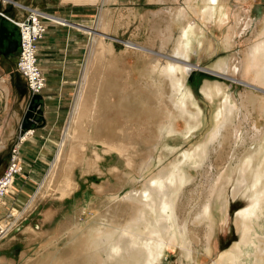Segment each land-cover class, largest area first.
<instances>
[{"label":"rangeland","instance_id":"1","mask_svg":"<svg viewBox=\"0 0 264 264\" xmlns=\"http://www.w3.org/2000/svg\"><path fill=\"white\" fill-rule=\"evenodd\" d=\"M81 1L65 0L63 18L37 7L0 0V4L22 9L21 19L0 13L12 24L13 20H23L31 11V16L35 18L34 14L39 11L41 14L35 16L39 18L44 31L35 42L37 62L32 66L39 70L44 81L43 90L33 94L29 89L26 78L18 71L20 45L15 54V72L26 84L29 94L26 108L32 107L35 120H31L27 127L21 124L22 131L17 142L4 160H0V180L5 177L11 164L16 165L12 182L0 196V226L4 228L11 224L12 228L7 237L5 235L0 240V264H90V244L93 239H99L97 237L102 236L101 231L123 227L138 208L135 199L125 196L130 192L134 194L133 190L139 191L144 181L154 177L163 167L183 161L181 165L177 163L178 167L190 169L193 179L176 192L168 212L175 243L165 246L151 264H255L250 256L253 249L256 252L254 247L244 249L241 255H236L235 250L240 246L243 228L240 214L257 204L256 196L233 194L238 176L237 160L259 152L257 143L247 142L245 149L241 140L251 121L247 124L240 111V115H235L231 123L230 138L221 137V144L214 141L216 151L209 152L213 167L221 171L225 169L228 176L223 192L222 187H218L211 201L214 238L209 251L203 245L204 225L192 223V218L198 212L203 198L206 184L203 169L210 171L211 162H206L202 169L195 166L193 160L187 162L186 159L197 147L209 144L218 125L216 112L224 102L225 95L238 97L240 91L248 94L253 92L264 101V85L252 81L250 76L242 79L245 87L234 85L230 82L232 67L229 73L217 70L219 61L231 66L245 55L250 33L241 35L236 31L240 26V29L243 28L242 22L249 21L253 27L257 24V30L260 28L264 20V0H227L222 6L214 7L211 20H205L200 13L189 16L190 24L195 26V37L192 52L186 60L193 70L186 82L202 112V124L190 134H173L165 142L159 141L156 128L166 109H155L154 105H147L143 109L138 106L139 99L142 101L147 94L141 91L142 83L139 81L146 79L153 83L154 79L158 80L157 70H161V66L173 57L177 27L172 23L168 11L179 3L172 0H165V3L155 0H115L109 4L104 0H95V4L83 5ZM198 1L199 8H202L201 0ZM48 16L59 17L69 26L55 25L48 20ZM55 26L59 32L49 37L48 31L55 29ZM16 30L20 42L21 36L18 28ZM229 35L233 41L231 48L224 44V38ZM93 36L99 39L98 42H104L103 46L106 47L104 51L100 47L98 62H88ZM105 38L110 40L105 41ZM44 39L56 47L51 51V56L59 60L68 59L65 56L70 53L63 49H66L64 47L69 41L76 49L75 75L61 78L63 82L54 81L58 84L54 86L57 92L49 97L45 93V89L50 90L46 84L48 75L40 67L37 57ZM108 43L113 45L109 47L111 49H108ZM126 43L141 48H133V51L125 53ZM26 62H22V65ZM155 64L159 65L157 69H153ZM92 66L95 71L91 69ZM83 75L86 81H82ZM205 81L212 87L220 84L223 88L219 97L211 103L201 93ZM80 87L84 92V107L74 111ZM33 96H39V99L32 104ZM44 97L53 100L47 99L45 103ZM46 111L52 113L49 115L52 121L61 120V124L55 126V130L52 126L50 136L47 135L51 147L45 150L43 157L46 160L40 164L26 165L20 150L25 148L24 144L31 136L25 142L21 140L33 131L29 126L34 124V129L45 126L43 112ZM261 112L258 109L253 120H258L260 127H264ZM178 124L179 130L183 132L184 124L181 121ZM68 125L70 134L61 153V162L56 171L49 174L61 143L62 131ZM222 133L224 135L226 132ZM157 142L160 146H156ZM26 149L38 151L34 145ZM147 163L149 166L141 177L140 168ZM34 165L41 166V173L33 171L31 177L29 169ZM213 172L218 173L217 170ZM36 192V197L29 203ZM253 211L258 216L254 243L264 249V197L260 206L254 207ZM180 221L182 230L179 229ZM259 258L264 260V254ZM102 259L106 260V255L100 249L93 264H100Z\"/></svg>","mask_w":264,"mask_h":264},{"label":"bare ground","instance_id":"2","mask_svg":"<svg viewBox=\"0 0 264 264\" xmlns=\"http://www.w3.org/2000/svg\"><path fill=\"white\" fill-rule=\"evenodd\" d=\"M157 1L160 3H165V0ZM172 1H177L179 3L178 6L170 8L168 11L171 16L172 23L177 27V38L174 41V47L172 51L174 54L173 57L178 59L176 60V58L173 59L172 57L169 59V62L163 64L160 68L161 70H157V73H159L160 77L158 76V80L154 79L153 83L145 81L146 79H141L142 81L139 79V82L142 83V85H140L141 91L144 94L147 92V94H143L144 98H142V101L139 99L140 101L138 102V106L143 109L147 105H154L155 109H166V112L159 123V127L156 128L158 129L157 131L159 141L162 142L167 141V138L173 134L179 135L183 134L184 132L186 134H190L202 124V112L200 107L196 104L193 93L187 86L186 82L187 76L193 70V67L187 64L186 60L189 59V56L192 52L193 41L195 37V26L190 24L189 16L200 13L205 20H211L213 18L214 7L222 6L227 2V0H201L202 8H199L198 0ZM103 2L110 4L113 3V0H104ZM39 14H41L39 11H36L34 14L35 21H37L36 16ZM47 18L55 25L69 26L68 24L64 23L63 20H60L61 18L59 17L48 16ZM251 24L252 23H250V21L247 23L242 22L243 28L240 29V26L236 31L241 35L250 33L245 55L239 59L237 63H232L231 66L225 61H219L217 65V70H220L219 72L226 73H229V69L232 67L230 82L234 85H240L244 87L245 85L242 84V79L246 76H250L252 81L257 82L260 85H264V20L262 23H260V28L258 30L256 29L257 24H255L254 27ZM78 30L81 31V29ZM259 30H261L260 33ZM37 32V28H31V31L26 34L27 40L32 34L36 35ZM236 32L233 34L236 35ZM87 33L89 32L87 31ZM101 39H103V36ZM98 40L99 39L96 37L93 38L94 43L90 45L88 61L95 59L98 61L101 51L100 47L102 48V51H104L106 48L103 46L105 43L98 42ZM104 40L108 41L110 39L105 38ZM224 44L227 46V48H231L233 46V41L230 35L224 38ZM107 46L108 49H111L109 47H112L113 45L108 43ZM124 48L125 50H123V52L129 53L130 51H133V48L139 49L141 47H138L132 43H126ZM108 49L107 52L109 53L110 50ZM27 58V62L23 65V68H26L27 72H32V66L37 62L36 49L32 51L31 56ZM158 67L159 65L155 64L153 69H157ZM82 81H86L85 76L83 77ZM40 83L39 86L38 84L35 86L38 91L44 87V81H40ZM202 86L201 93L209 100L210 103L213 102L218 94L223 91V88L220 84H216L214 87H212L208 82L205 81ZM147 95H149V97L145 99ZM83 98L84 92L82 91V87H80L79 94L75 101L74 111H76L78 108L81 110L84 107V102H82ZM263 102V98L258 97L257 95L253 94V92L248 94L246 92L242 93L240 91L238 93V97L225 95L224 102L216 112L218 125L216 127L215 133L211 137L209 144L197 147L191 156L187 157L186 159L187 162L193 160L195 166L202 167L203 169V166L206 164V162L212 161H210L209 152L214 153L216 151V147L214 148L213 142L217 141L218 144H221L219 141L221 137L230 138L229 129L232 130L231 123L233 122L235 115L238 114L239 116L240 111H242V119L247 124L251 121L250 125H248L249 128L245 131V135L241 140L243 141V146L245 149L247 142L252 144L257 143L259 152H257L256 155L246 156L244 159L242 157L237 160L238 170L236 173H238V176L236 178L233 194L234 196H238L240 194L248 193L253 197L256 196L257 204L254 202L256 204L255 206L253 205L249 211L246 210L244 213L240 214L243 228L241 230L240 246L235 250L237 253L236 255H241L244 253V249H247L250 246L254 247L256 252H254L253 249L250 256L255 264H264V260L259 258L260 255L264 254V249L263 247L257 246L254 243V237L257 235L256 227L258 225V216L255 211H253L254 207L256 209L260 206V202L264 197V127H260V122L256 119L253 120V116H255L257 110L260 109L262 111L260 114H262L261 116L264 117V105H262L264 104ZM71 118L72 115L70 120H72ZM179 121L184 124L183 132L179 130ZM69 130L70 128L68 125V127L64 128L62 131L61 143L56 152L55 158L51 163L49 174L55 172L57 166H59L61 162V153L66 140L69 138ZM224 131L226 133L223 135L222 132ZM233 135H235L234 132ZM28 136L33 137L35 134L33 132H28L21 141L25 142ZM156 146H160L158 142ZM184 162L185 161L181 163L183 164ZM177 163L181 165L180 162ZM177 163H173L169 167H163L157 172V174L155 173L156 175H153L154 177L145 180L142 188L139 191L133 190L134 194L130 192V194L125 196V198L128 199H135L138 203V208L133 213L131 220H129V222L123 227H113L112 230L101 232L98 230L102 236H98L97 238L99 239H93L90 244V264H93L94 261L96 262L97 252H100V249H102L106 255V260L102 259L100 264H151L152 261L156 260V258L161 254L165 246L175 243V236L172 234L169 224L170 216L168 212L171 210L176 192H179L183 185L188 184V182L193 179L190 169L178 167L179 164ZM148 166L149 163L140 168L139 173L141 177L144 176V172L147 170ZM10 169L11 171L9 174L0 180L1 197L4 189L8 187L9 182H12L14 178L13 173L16 171V165L11 164ZM213 170H217L218 173H214ZM203 172L206 182L205 186L203 187V198L199 205L198 212L192 218V223L198 222L204 225L202 236V238H204L203 245L206 248L205 250L209 251L211 242L214 238L211 201L214 198L215 192L218 191V187H222H220L221 191L225 189V186L228 183V176L225 169L221 171L218 169V167H213L212 162L210 164V171L206 168L203 169ZM36 195L37 192L29 203L33 201ZM259 195L260 197H258ZM181 224L182 222L180 221L179 229L182 230L183 227ZM4 229L6 231L7 237L10 229H12L11 225H7V227H4ZM1 238L2 237H0V240ZM114 260L116 261L114 262Z\"/></svg>","mask_w":264,"mask_h":264},{"label":"crops","instance_id":"3","mask_svg":"<svg viewBox=\"0 0 264 264\" xmlns=\"http://www.w3.org/2000/svg\"><path fill=\"white\" fill-rule=\"evenodd\" d=\"M12 1H15L21 6L25 5V6L37 7L40 8V10H44L49 14L58 15L59 17L62 16L64 18L63 14L65 11L64 9L66 7L65 0H12ZM97 1L98 0H96V2ZM81 2L83 5L96 3L95 0H82ZM5 4L3 3L0 4V13L4 12L6 13L5 14L6 16L10 15V17H13L14 19H21L23 17L22 9H19V6H15L14 8H12L11 6H6ZM54 28L55 29H50V31H48L49 37H51L54 33L59 32V29L56 26ZM3 31L13 34L16 32V28L8 21H5ZM48 36H46V38ZM70 42L71 41H69V43L65 45L64 48L66 49H63V51L70 53L65 56L66 58H68L66 60L65 59L59 60L51 56L52 53L51 51L54 50V48H56L54 47V45H51V42L48 43V41L44 39V41L40 43L41 47L39 48V51H37L38 52L37 57H38V63L41 65L40 67H42V69L45 70V72L48 75L46 84H48L47 88H49L50 90L47 91V89H45V93L49 94L48 97L53 93L57 92L54 89V86L56 84L54 83V81H57L58 83L63 82L64 80L61 78H65V76L68 75H69L68 77H70V75L71 77L72 75H75V70L77 69V66L75 63L76 55L74 53L76 49H73L74 44ZM15 65H16V55L15 54L8 55L6 54L5 47H0V160L1 161L4 160V158L9 153V150L14 146L15 142H17L18 135L22 131L21 124L23 121V117L27 111L26 107L29 101V94L26 88V84L16 74ZM91 69L95 71L93 66ZM51 72L53 73L50 74ZM44 99H45L44 100L45 103H47L48 100L46 99V97H44ZM49 100H53V98L52 99L49 98ZM49 115H52V113L47 111L43 112V118L46 119V124L44 127L34 129V124L33 126L28 127V128L31 127L30 130H33L31 132L35 134V138L31 136L28 139V142L24 144L25 148L20 150L21 156L23 160L26 162V165L30 163L37 164V162L40 164V162H44L46 160V158L43 157L46 154L45 150L51 147L49 143L50 140L48 139L47 135L50 136V131L52 126L54 129L55 126L61 124V120L52 121ZM48 117L49 119H47ZM32 145L37 146L36 149L38 150L37 152H32L26 149V147L28 148L31 147ZM33 171L41 173V166L37 167L34 165L29 169V175L31 177H33L32 175Z\"/></svg>","mask_w":264,"mask_h":264},{"label":"built area","instance_id":"4","mask_svg":"<svg viewBox=\"0 0 264 264\" xmlns=\"http://www.w3.org/2000/svg\"><path fill=\"white\" fill-rule=\"evenodd\" d=\"M32 12V11H31ZM31 12H29V14L27 13L26 17L23 20H13V24L15 25L16 28H18L19 33H20V42H19V51H20V60L18 62V71L26 78L27 81V85L29 87V89H31L33 91V94L35 92H37L38 90L35 87V83H39L40 81H42L40 74H38L39 70L36 68H32V72L30 73L28 71V73L26 72V68H23V62L27 61V57L31 56V52L35 50V42L36 40L40 39L42 37L41 33H43V25L41 24L39 18L37 19V21L34 20V18L31 16ZM41 19V17H40ZM31 28H37L38 32L36 35H31L29 37V39L27 40L26 38V34L29 33L31 31ZM27 47V48H26ZM8 168L6 175L9 174V172L11 171V169ZM5 175V176H6ZM11 225V224H9ZM6 235V231L4 228H2L0 226V237H3Z\"/></svg>","mask_w":264,"mask_h":264},{"label":"water","instance_id":"5","mask_svg":"<svg viewBox=\"0 0 264 264\" xmlns=\"http://www.w3.org/2000/svg\"><path fill=\"white\" fill-rule=\"evenodd\" d=\"M0 47H5L6 54H16L18 51L16 50L19 46V39L17 30L15 33H7L3 31L5 21H8L5 17L0 14ZM11 23L10 21H8ZM12 24V23H11ZM13 25V24H12ZM14 26V25H13ZM15 27V26H14ZM16 28V27H15ZM17 29V28H16ZM39 96L32 97V104L35 100H38ZM33 109L31 106L28 107L22 121V126L27 127L28 124H31V120H35Z\"/></svg>","mask_w":264,"mask_h":264}]
</instances>
